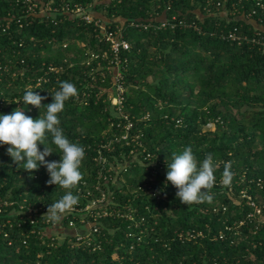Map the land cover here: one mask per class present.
<instances>
[{
	"label": "trees",
	"instance_id": "16d2710c",
	"mask_svg": "<svg viewBox=\"0 0 264 264\" xmlns=\"http://www.w3.org/2000/svg\"><path fill=\"white\" fill-rule=\"evenodd\" d=\"M73 2L130 44L120 52L123 111L132 124L129 144L99 147L122 135L125 125L108 100L113 78L104 63L91 65L99 68L92 72L83 64L84 49L107 48L97 41L98 31L70 16L18 23L16 0H0V113L23 108L38 118L44 108L18 102L27 86L45 97L43 106L60 81L74 83L78 94L66 101L61 125L85 148L82 180L98 184L93 197L105 193L104 205L95 211L121 217L88 216L100 230L95 250L75 244L77 231L85 230L77 220L74 228L71 215L58 222L43 216L64 189L47 183L44 165L30 173L0 145V264H264V51L251 43L254 36L264 42V0ZM161 22L174 27L160 28ZM233 29L250 41L221 38ZM38 77L46 81L37 84ZM210 124L214 130L205 131ZM135 135L152 161L130 140ZM188 145L198 161L213 154L211 201L183 204L175 186L165 187L166 159ZM98 149L109 168L105 179L96 174ZM226 163L232 172L228 183ZM78 197L84 206L86 199ZM27 209L37 211L32 223L22 215Z\"/></svg>",
	"mask_w": 264,
	"mask_h": 264
},
{
	"label": "clouds",
	"instance_id": "9594fccd",
	"mask_svg": "<svg viewBox=\"0 0 264 264\" xmlns=\"http://www.w3.org/2000/svg\"><path fill=\"white\" fill-rule=\"evenodd\" d=\"M78 90L74 83L68 80L60 81L55 92L50 93L52 101L42 106V97L32 86L26 87L18 102L45 111L38 118L25 114L23 108H17L11 113H0V145H7V154L12 161L30 173L44 165L49 174L48 184H55L64 189L63 195L48 204L47 212L51 220H58L62 214L71 210L79 201L73 189L82 180L81 166L85 158V148L73 141L65 133L61 125V113L65 103L75 97ZM17 102V103H18ZM50 138V139H49ZM40 145H43L41 149ZM58 153L59 161H48L46 157ZM165 187L175 186L177 198L183 204L211 201L213 195L207 191L214 182L215 163L213 154L209 153L202 161H198L193 148L188 145L181 152L171 154L166 159ZM232 172L230 164L226 163L223 179L228 183Z\"/></svg>",
	"mask_w": 264,
	"mask_h": 264
},
{
	"label": "built area",
	"instance_id": "2783aa9c",
	"mask_svg": "<svg viewBox=\"0 0 264 264\" xmlns=\"http://www.w3.org/2000/svg\"><path fill=\"white\" fill-rule=\"evenodd\" d=\"M16 3L18 4V8L20 10V16L18 17L20 20H17L18 23H21L22 20L30 19V17H38L40 19H47L51 21H56L58 17H65L70 16L73 19H79L83 21L86 24L92 25L94 27V31H98L97 41L99 43H104L106 45V50H99V51H90L87 49H84V56L85 60L84 63L86 66L91 67L94 63H96V66H100L101 63H104V68L107 72H110L113 78L111 91L112 93L108 95V100L110 102V105L113 107V109L116 111L117 115L120 119L123 120L125 125L124 133L120 136H113L107 143L100 144L99 147L102 149H109L110 145L113 142H117L120 140H126L125 145H128V130L131 127V121L128 117V115L123 111V101H124V92L125 88L122 83V76L120 72V65L122 63V58L120 57L121 51H128L130 48V44L122 38L120 34L117 32L113 33L110 31V25H108L105 22H101L100 20L94 19L87 11V9L84 8L79 3L73 2V0H60L58 3L54 0H16ZM24 18V19H22ZM12 19V18H10ZM22 19V20H21ZM174 20V19H173ZM179 24H182L184 27L193 28L194 30L199 31V28H197L195 25L188 24L185 21H179ZM21 25V24H19ZM150 26V24L148 25ZM160 28H165L167 26L173 28L174 23H165L161 22L159 23ZM5 28H1V32H5ZM221 38L228 42H237L240 44L243 40L249 42L250 40L245 36H240L236 29H233L232 31H228L227 33H222ZM32 39V38H31ZM251 43L258 44L259 46L263 48L264 51V42H260L255 36L254 38H251ZM66 45H63L65 47ZM80 46L85 48L84 43H80ZM4 70H7V67H4ZM49 71H55L58 70L55 67H49ZM98 71L99 68H92V71ZM43 81H46L43 77H38L36 82L37 84L42 83ZM140 135L133 136L130 140L134 142V146H137L139 150V153H145L144 149H142V143L139 141ZM129 155H132L134 153L133 148L128 151ZM145 158L149 159V161H152L153 156L145 153ZM96 162V174L99 179H105L106 173L109 172V168L106 166V161L102 156V152L100 149L97 150V155L93 158ZM120 168L123 169L124 165H120ZM98 184L88 185L86 181L81 180L77 186L76 192L80 196V199H86V203L84 206L80 205V201L76 205L73 206L71 210L66 211L64 214L60 216V218L71 215L72 219L69 221V227H76L74 226L77 222L80 226L79 228H84V231H77V234L74 236V243L79 245H85L86 247L92 246V250H95V246L93 247V243L95 240L96 235H99L100 230L94 226V224H89V219H87L88 216H93L96 218H99L100 216L106 217V216H120L117 214H112L111 212L106 211L105 209L101 211H95L97 207H101L104 205L105 200V193L103 191H100L98 194L99 197L95 198L92 195V189H98ZM3 204H6V202H3ZM251 206H254V203H251ZM255 208V214L259 213V209L254 206ZM1 209V208H0ZM37 213L36 210L27 209L25 212L22 213V215L27 216L28 219H30V222L32 223V213ZM121 217V216H120ZM59 218V219H60ZM55 220V222L59 221ZM129 220H132L130 217H128ZM77 220V221H76ZM44 223H48L49 219H46L43 221ZM88 224V226L85 225ZM19 225V224H18ZM87 227L88 230L85 228ZM6 236V233L4 234ZM58 240L64 239V237H57Z\"/></svg>",
	"mask_w": 264,
	"mask_h": 264
},
{
	"label": "rangeland",
	"instance_id": "374dc122",
	"mask_svg": "<svg viewBox=\"0 0 264 264\" xmlns=\"http://www.w3.org/2000/svg\"><path fill=\"white\" fill-rule=\"evenodd\" d=\"M204 130L205 131H213L214 130V125L210 124V125L204 127Z\"/></svg>",
	"mask_w": 264,
	"mask_h": 264
}]
</instances>
